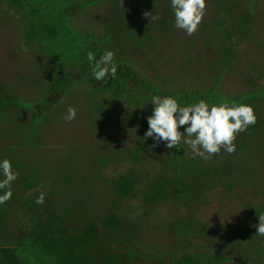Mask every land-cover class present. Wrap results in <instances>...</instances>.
<instances>
[{
	"label": "trees",
	"instance_id": "1",
	"mask_svg": "<svg viewBox=\"0 0 264 264\" xmlns=\"http://www.w3.org/2000/svg\"><path fill=\"white\" fill-rule=\"evenodd\" d=\"M258 1L240 10L231 0H205L211 15L177 55L167 41L179 29L165 0H0V28L14 21L25 57L33 59L21 80L34 88L23 95L0 84V140L6 143L0 162L8 159L18 173L11 199L0 205V264H259L264 259V236L256 235L255 227L264 214V195L244 206L247 226L235 241L215 239L196 215L215 189L255 192L264 181V131L258 130L264 124V65L253 63L239 95L223 88L247 41L255 42L264 59V24L254 13ZM101 6L108 7V15L88 32L85 19H93ZM147 11L160 18L146 20ZM197 43L211 57L201 62L202 69ZM89 51L97 59L114 52L116 76L96 81ZM157 61L172 88L154 85L141 71L156 72ZM194 72H201V80L188 81ZM192 82L196 89L182 85ZM153 96L175 98L181 106L200 100L209 106L250 105L256 124L237 134L233 154L193 158L183 140L168 149L145 137ZM78 100L88 124L92 170L83 171L70 153L60 163H40L32 150L48 152L40 146L41 136ZM105 128L121 130L125 139L106 144ZM126 163L115 176L104 177L108 168ZM41 192L45 199L38 204ZM168 205L175 208L174 217L151 219ZM150 221L167 234L158 248L143 241ZM195 241L205 245L202 250Z\"/></svg>",
	"mask_w": 264,
	"mask_h": 264
},
{
	"label": "rangeland",
	"instance_id": "2",
	"mask_svg": "<svg viewBox=\"0 0 264 264\" xmlns=\"http://www.w3.org/2000/svg\"><path fill=\"white\" fill-rule=\"evenodd\" d=\"M231 1L235 2L236 7L238 6L240 10H248L250 5V0ZM165 3L166 5H170L171 0H165ZM93 12V19H85V23L89 25L87 26V30L91 33L95 26H98L106 19V16L108 15V7L101 6L98 10ZM211 12V5L206 4L205 15L203 18H208L211 15ZM145 13H151L150 17H146L144 15L146 20L152 19L154 16L152 15V11H147ZM254 13L258 15L257 18L261 19L262 24H264V1L260 0L256 3ZM156 17L160 18L158 15ZM14 24V21H9L5 24V26L0 28V84L9 85L11 89L16 90L23 95H28L29 93L33 92L34 88L29 82L22 81L21 79L23 76H26L24 75V70H29L28 66H32L33 59L30 57H25L26 54L28 55V52L21 48V42L17 39V35L13 30ZM193 36L194 34L192 36H188L184 30L179 29L176 34L169 37L167 42H170V44L172 42L174 45L173 48L176 50L177 55H181L182 52L189 47V43L193 39ZM194 47V50L196 51L194 52L198 55L196 58L199 64L198 69H200L202 65L201 62L211 59V57L210 55L206 57V50L201 43H197L196 45L194 44ZM13 51L17 53L18 59H13V57H11V55L14 54ZM262 59L263 54L256 48L255 42L253 40L247 41L241 48L237 67L224 79L223 88L226 93L236 96L241 92H244L246 89L244 80L249 75L253 63L259 62V65L262 66L264 65V59L263 61ZM156 63V72H154V69L153 71L149 69H141V71L151 76L154 85L166 83L168 88H172L173 84L170 81H166L167 78L163 73L161 63L159 61ZM197 73L194 72L195 76H192L187 80L193 82L201 80L198 79L201 72ZM193 82L191 84L182 83V85L184 87L190 86L192 89H196L198 86L192 85ZM74 108L76 109V118L74 120L68 122L64 119V117L67 115V111L60 113L53 128L46 129L44 135L41 136L40 146L41 148L44 147V149H42L44 151L47 150L48 152H45L43 156L42 154L37 153L38 149L35 148L32 150V154L35 155L34 158H36V160H38L40 163L48 164L52 161H55V163H60L62 158L70 153L73 156H76L80 163H83L80 168L85 172H89L92 170L89 157V154H91L92 150L89 149L90 147L88 148V146L91 144L90 136L88 134V124L84 119V111L79 100L76 101ZM258 130L260 134L263 133L264 124H262V127H259ZM120 136L125 139V136L121 130L114 132V130L105 128L103 132H101V137L107 140L106 144H108L110 140L116 141ZM93 139V141L97 140L95 138ZM3 140L5 146L1 145L2 141L0 140V151H3V148L6 147L5 139ZM119 141L121 142L122 140ZM160 152L161 151L159 150L154 154L158 153L159 156ZM221 152L226 153L223 151V149ZM126 167H129L128 163H126L124 166L108 168L104 172V177L111 178L124 170ZM259 184L258 190L255 192L253 190L248 191L246 189L243 192L228 194L223 189H215L209 193L207 204H201L198 207L196 211L197 219L213 233L215 239L218 238L219 240H225V242L228 240H237V237L243 233L244 228L246 229L247 226L243 214L244 206L249 202H254L255 200L253 199L255 196L261 198L264 195V181H260ZM175 211L176 210L173 206L168 205L162 209L156 210L154 215H151V219L153 220L154 217H156V219L163 220L165 218L170 219L174 217ZM151 222L152 221H150L151 228L144 233L145 236L143 241L152 245L153 247L158 248L166 243L167 240L164 238H166L167 234L164 230H162V228H160L158 225H155L156 223L153 224ZM238 227L239 230H237ZM194 244L198 246L199 250H202V247L205 246L198 241H195ZM231 264L246 263L240 262ZM259 264H264V259L260 261Z\"/></svg>",
	"mask_w": 264,
	"mask_h": 264
},
{
	"label": "clouds",
	"instance_id": "3",
	"mask_svg": "<svg viewBox=\"0 0 264 264\" xmlns=\"http://www.w3.org/2000/svg\"><path fill=\"white\" fill-rule=\"evenodd\" d=\"M171 8L175 17V27L184 30L192 36L198 30L205 15V0H171ZM150 17L151 13H145ZM157 17H152L156 19ZM115 53L106 51L99 58L94 52L87 53V59L92 65V76L98 82L104 81L109 75L115 77L117 65L114 63ZM152 114L147 118L148 130L146 138H152L157 143L165 142L168 149L178 148L183 143L188 145L193 158L200 157L210 160L219 155L221 150L228 154L236 151L237 134L245 132L248 127L256 124L254 109L250 105L221 104L209 106L204 100L195 105L181 106L175 98L153 96ZM76 118V109L69 106L64 119L71 122ZM183 128L184 131H179ZM0 173L4 179L0 180V190L7 189L0 195V205L12 197L11 184L18 178L8 159L0 162ZM45 194L41 192L36 203L43 204ZM256 235L264 236V214L258 217Z\"/></svg>",
	"mask_w": 264,
	"mask_h": 264
}]
</instances>
